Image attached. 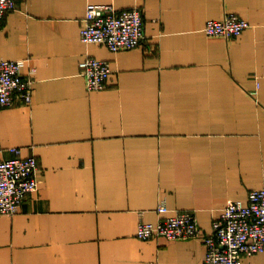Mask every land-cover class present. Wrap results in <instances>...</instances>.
<instances>
[{
	"label": "crops",
	"instance_id": "0c3cea01",
	"mask_svg": "<svg viewBox=\"0 0 264 264\" xmlns=\"http://www.w3.org/2000/svg\"><path fill=\"white\" fill-rule=\"evenodd\" d=\"M90 2L141 8L145 40L83 42ZM232 12L250 27L207 34ZM3 16L0 58L37 69L32 103L0 108V160L35 155L39 188L0 214V264H206L227 202L264 187V0H17ZM88 55L112 64L103 89H88ZM162 202L204 234L140 238Z\"/></svg>",
	"mask_w": 264,
	"mask_h": 264
},
{
	"label": "built area",
	"instance_id": "2783aa9c",
	"mask_svg": "<svg viewBox=\"0 0 264 264\" xmlns=\"http://www.w3.org/2000/svg\"><path fill=\"white\" fill-rule=\"evenodd\" d=\"M17 0H0V20L15 8ZM81 40L105 44L112 52L131 49L146 37L142 9H116L112 4L88 3ZM250 27L238 13L224 18L209 19L205 30L209 36L237 37ZM28 59L0 58V108L18 101L32 103L36 66L24 75ZM89 90L107 86L113 73L112 64L105 58L86 56L80 62ZM17 155L0 160V214H15L22 202L39 188L38 160L35 155ZM162 216L157 222L141 221L137 233L140 238L165 236L168 239L192 238L204 234L195 211L171 210L165 202L158 205ZM208 248L206 264H242L245 256L264 251V187L251 190L248 201L229 200L222 215L213 222V232L203 235Z\"/></svg>",
	"mask_w": 264,
	"mask_h": 264
},
{
	"label": "rangeland",
	"instance_id": "374dc122",
	"mask_svg": "<svg viewBox=\"0 0 264 264\" xmlns=\"http://www.w3.org/2000/svg\"><path fill=\"white\" fill-rule=\"evenodd\" d=\"M175 239H179V238H175ZM175 239H174V240H175Z\"/></svg>",
	"mask_w": 264,
	"mask_h": 264
}]
</instances>
